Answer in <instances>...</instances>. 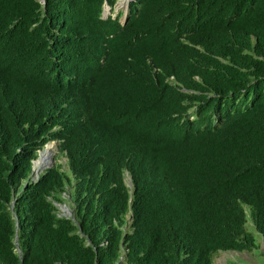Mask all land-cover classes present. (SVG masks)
<instances>
[{
	"label": "trees",
	"instance_id": "obj_1",
	"mask_svg": "<svg viewBox=\"0 0 264 264\" xmlns=\"http://www.w3.org/2000/svg\"><path fill=\"white\" fill-rule=\"evenodd\" d=\"M116 2L0 0V264L264 245V0Z\"/></svg>",
	"mask_w": 264,
	"mask_h": 264
},
{
	"label": "rangeland",
	"instance_id": "obj_2",
	"mask_svg": "<svg viewBox=\"0 0 264 264\" xmlns=\"http://www.w3.org/2000/svg\"><path fill=\"white\" fill-rule=\"evenodd\" d=\"M129 1L130 0H117L115 4V11H113V13H111L110 8L105 5L104 15L111 14L114 17L116 12L123 11L124 15L120 19L122 21L124 19L125 14L127 13V6ZM45 150L49 154L48 163L45 166L37 167V169H35V160L40 157L41 151ZM35 160L33 162L34 177H37V175L40 174L45 168L50 167L55 162L63 164V167L66 168V158L63 155H60L56 142H50L46 144L44 148L38 152L37 158ZM126 182L128 185H130V180L128 177H126ZM65 205H57L59 209V214L69 216L71 213L70 205ZM64 208L67 209L65 210ZM247 226L249 230L254 231L253 224L250 220L248 221ZM214 264H264V245L262 243V240L259 237L258 247L251 251H219L214 257Z\"/></svg>",
	"mask_w": 264,
	"mask_h": 264
},
{
	"label": "bare ground",
	"instance_id": "obj_3",
	"mask_svg": "<svg viewBox=\"0 0 264 264\" xmlns=\"http://www.w3.org/2000/svg\"><path fill=\"white\" fill-rule=\"evenodd\" d=\"M48 161H49L48 152L46 150L41 151L40 157L37 160H35V169H37V167L45 166L48 163Z\"/></svg>",
	"mask_w": 264,
	"mask_h": 264
},
{
	"label": "clouds",
	"instance_id": "obj_4",
	"mask_svg": "<svg viewBox=\"0 0 264 264\" xmlns=\"http://www.w3.org/2000/svg\"><path fill=\"white\" fill-rule=\"evenodd\" d=\"M104 8H105V7H104ZM104 14H105V12H104ZM124 19H125V16H124ZM124 19H123V20H124ZM33 162H34V161H33ZM63 205H65V204H63ZM65 206H66V205H65ZM64 209H65V208H64ZM66 209H67V208H66ZM66 209H65V210H66ZM69 213H70V212H69Z\"/></svg>",
	"mask_w": 264,
	"mask_h": 264
}]
</instances>
